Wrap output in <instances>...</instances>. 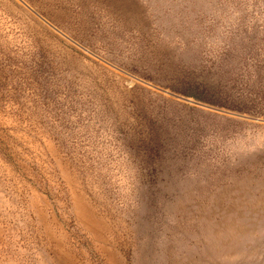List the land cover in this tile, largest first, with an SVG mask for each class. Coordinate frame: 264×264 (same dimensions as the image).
<instances>
[{"label":"rangeland","instance_id":"1","mask_svg":"<svg viewBox=\"0 0 264 264\" xmlns=\"http://www.w3.org/2000/svg\"><path fill=\"white\" fill-rule=\"evenodd\" d=\"M0 264H264V0H0Z\"/></svg>","mask_w":264,"mask_h":264}]
</instances>
